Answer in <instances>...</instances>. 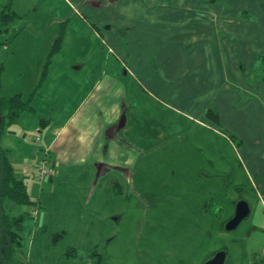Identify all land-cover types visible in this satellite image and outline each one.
I'll return each instance as SVG.
<instances>
[{
    "label": "crops",
    "instance_id": "obj_1",
    "mask_svg": "<svg viewBox=\"0 0 264 264\" xmlns=\"http://www.w3.org/2000/svg\"><path fill=\"white\" fill-rule=\"evenodd\" d=\"M31 3L26 10L16 7L15 20L26 24L11 23L16 35L0 48L16 65L33 64L34 81L42 76L45 82L31 98L33 112H22L0 133V147L37 202L38 224L50 216L42 203H96L102 193L112 201L123 189L139 187V164L147 159L142 152L161 136L151 127L171 125L170 114L180 122L175 125L194 123L213 143L216 131L238 142L240 166L256 197L253 229L264 232V0ZM104 39L116 61L104 59ZM48 52L54 63L43 67ZM0 63L1 92L9 62L1 57ZM16 73L14 82L22 80ZM208 111L217 114L219 125L206 117ZM42 148L54 172L40 185L23 171ZM213 157L206 161L215 170ZM206 200L198 203V215L212 220L214 202ZM5 208L20 214L8 201ZM253 263L264 264V246Z\"/></svg>",
    "mask_w": 264,
    "mask_h": 264
},
{
    "label": "rangeland",
    "instance_id": "obj_2",
    "mask_svg": "<svg viewBox=\"0 0 264 264\" xmlns=\"http://www.w3.org/2000/svg\"><path fill=\"white\" fill-rule=\"evenodd\" d=\"M2 5L4 0H0V8ZM24 6V10L30 8L31 0L11 1L12 11L16 7L20 11ZM16 21L19 22L15 20L12 23L16 25ZM45 21L46 17L43 22ZM23 23L26 24L25 21ZM23 23L20 21L18 24ZM1 49L0 58L4 57L9 63L6 65L0 97H11L18 90L21 93L17 94L23 99L26 96L30 98L31 93H38L45 81L42 76L34 81V65L29 63L27 68L21 64L16 65L14 60L6 59V52ZM108 50L111 52L112 49L106 42L103 56L111 62L116 58ZM43 56L41 53L40 57ZM45 63H54L49 52L43 67ZM17 71L21 72L22 80L14 82V78L18 76ZM167 106L176 112L174 106ZM168 123L171 125L151 127V132L161 136L151 139L152 145L142 152V156L146 155L147 159H141L139 164L143 171V181L139 187L128 192L123 189L112 201L102 193L96 203L91 200L82 204L79 200L73 201V205L58 202L54 207L42 203L40 208L50 216L45 224H38L29 211L30 217L24 219L21 244L15 249L13 262L202 264L217 251L225 250V264H254L253 257L259 256L264 246V232L253 229L257 217L254 207L256 197L251 193V184L240 166L241 150L238 142L234 138L227 140L216 131L213 143L212 137H205L204 132L194 123L175 125L180 122L170 114ZM211 154L216 156L212 161L215 170H212L211 165L208 167L206 161ZM37 160L33 162L31 158L23 171L25 174L28 172L32 180ZM215 172L220 174L213 176L211 173ZM222 182L226 185L220 188ZM53 189L52 181L48 191L52 192ZM69 193H72V200H76L77 193L71 189ZM205 199L214 202L215 216L213 215L212 220L198 215L197 205ZM239 200L248 203L249 215L235 229L227 231L224 224L233 216L235 204ZM4 207L5 202H0V212ZM17 207L22 214L30 209L27 205ZM8 213L15 215L11 211ZM6 243L0 230V253H5ZM13 262L2 261V264Z\"/></svg>",
    "mask_w": 264,
    "mask_h": 264
},
{
    "label": "trees",
    "instance_id": "obj_3",
    "mask_svg": "<svg viewBox=\"0 0 264 264\" xmlns=\"http://www.w3.org/2000/svg\"><path fill=\"white\" fill-rule=\"evenodd\" d=\"M11 1L12 0H4V5L0 8V47L8 44L16 35L15 32L10 31L11 23L18 18L15 11L11 9ZM2 71L3 67L0 63V89ZM44 75L45 71L43 73V76ZM35 94L36 92L31 93L30 98L26 100H24L20 94H15L8 98L0 97V113L2 115L0 133L5 128L15 124L22 112H33L31 98ZM205 115L216 125H219L217 114L208 111ZM229 137L232 139L231 135H229ZM6 201L14 204V206L27 205L30 209L24 214L20 213L17 215H10L8 213L9 210L7 211L5 207L1 209L0 230L7 240L4 247L5 253H0L1 264L2 261L9 263L12 260L13 262L15 249L21 244L24 219L30 217L29 211L37 206V202L31 200L23 179L15 175L13 166L8 159V151L0 147V202L3 204ZM13 264L17 263L13 262Z\"/></svg>",
    "mask_w": 264,
    "mask_h": 264
},
{
    "label": "water",
    "instance_id": "obj_4",
    "mask_svg": "<svg viewBox=\"0 0 264 264\" xmlns=\"http://www.w3.org/2000/svg\"><path fill=\"white\" fill-rule=\"evenodd\" d=\"M2 122V115L0 113V126ZM249 205L245 200H239L235 204L233 216L224 224V229L227 231L235 229L238 224L249 215ZM226 251H217L211 258L202 264H225ZM1 264V261H0Z\"/></svg>",
    "mask_w": 264,
    "mask_h": 264
},
{
    "label": "built area",
    "instance_id": "obj_5",
    "mask_svg": "<svg viewBox=\"0 0 264 264\" xmlns=\"http://www.w3.org/2000/svg\"><path fill=\"white\" fill-rule=\"evenodd\" d=\"M36 142L39 141V138H35ZM48 149H44L42 151L41 157L37 160L35 164V172L33 174V178L37 183L40 185L46 182H49L53 175V170L54 167L53 162L51 159H48ZM49 165V166H48ZM30 213L32 214L33 217H36L38 214V207L36 206L35 208L30 210Z\"/></svg>",
    "mask_w": 264,
    "mask_h": 264
}]
</instances>
